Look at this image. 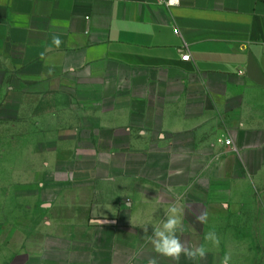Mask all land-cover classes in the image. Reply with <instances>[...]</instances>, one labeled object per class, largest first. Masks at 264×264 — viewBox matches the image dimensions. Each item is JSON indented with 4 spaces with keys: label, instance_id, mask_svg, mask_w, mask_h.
<instances>
[{
    "label": "crops",
    "instance_id": "crops-1",
    "mask_svg": "<svg viewBox=\"0 0 264 264\" xmlns=\"http://www.w3.org/2000/svg\"><path fill=\"white\" fill-rule=\"evenodd\" d=\"M0 93L47 155L9 264H147L177 196L178 264H264V0H0Z\"/></svg>",
    "mask_w": 264,
    "mask_h": 264
},
{
    "label": "rangeland",
    "instance_id": "rangeland-1",
    "mask_svg": "<svg viewBox=\"0 0 264 264\" xmlns=\"http://www.w3.org/2000/svg\"><path fill=\"white\" fill-rule=\"evenodd\" d=\"M12 113L4 109L0 93V264L11 263L19 247L37 246L44 230L34 184L47 155H34V138L27 135L31 124L18 122Z\"/></svg>",
    "mask_w": 264,
    "mask_h": 264
},
{
    "label": "clouds",
    "instance_id": "clouds-1",
    "mask_svg": "<svg viewBox=\"0 0 264 264\" xmlns=\"http://www.w3.org/2000/svg\"><path fill=\"white\" fill-rule=\"evenodd\" d=\"M54 43L58 46L59 39H55ZM181 197L177 196L176 200L165 209L164 218L160 221L159 226L152 227L151 234H148V227H144L145 240L152 246L157 256L169 258L176 261L177 264L181 256L193 261H202L206 259L210 248L205 244L199 246L190 244L182 240L179 233L183 231L182 222L185 215V208L179 205ZM196 220L201 224L208 222L207 211H201L196 215ZM204 240L213 247H219L220 237L214 230L208 231ZM157 256L148 259L147 264H159ZM231 255L225 254L221 257L219 264H230Z\"/></svg>",
    "mask_w": 264,
    "mask_h": 264
},
{
    "label": "built area",
    "instance_id": "built-area-1",
    "mask_svg": "<svg viewBox=\"0 0 264 264\" xmlns=\"http://www.w3.org/2000/svg\"><path fill=\"white\" fill-rule=\"evenodd\" d=\"M176 32L179 33L178 30H177ZM190 57H191L190 53H187V54H185V55L182 57V59L185 60V61H187V60H190ZM242 72H243V71H242ZM225 144L230 145V144H231V141H230V140H226V141H225Z\"/></svg>",
    "mask_w": 264,
    "mask_h": 264
}]
</instances>
